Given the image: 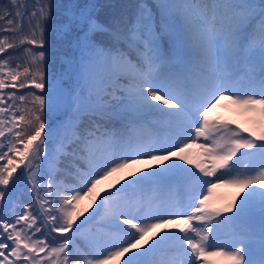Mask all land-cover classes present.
Masks as SVG:
<instances>
[{"label":"snow or ice","instance_id":"obj_1","mask_svg":"<svg viewBox=\"0 0 264 264\" xmlns=\"http://www.w3.org/2000/svg\"><path fill=\"white\" fill-rule=\"evenodd\" d=\"M9 4L0 264H264V0Z\"/></svg>","mask_w":264,"mask_h":264},{"label":"rangeland","instance_id":"obj_2","mask_svg":"<svg viewBox=\"0 0 264 264\" xmlns=\"http://www.w3.org/2000/svg\"><path fill=\"white\" fill-rule=\"evenodd\" d=\"M213 115L218 116L220 118H222L224 121H237V122H243L244 121V117L238 115L235 111L229 110L228 108H225L223 106H218L217 108L213 109ZM194 153L197 152V149H193L192 150ZM140 167H147L144 165H141ZM155 167V166H154ZM186 167H190L188 165H186ZM195 170V169H193ZM119 176V178L121 179V182L123 183V175L124 174H117ZM116 179V177L110 178L109 180L104 181L100 186H98L97 191L100 193L101 196H103L105 194L104 190L105 189H110L111 190V184L113 183V180ZM221 189H225V190H221ZM230 192V193H228ZM240 192V189L238 188H232V187H221L220 189H218V191L215 193H213V199L214 200H224V199H230L232 196H235L236 193ZM99 202V200H97V203ZM91 204L90 199H85L83 201H81L80 203V208L81 209H88L87 212H85V215H89L92 211L95 210V206H91L89 207ZM83 218V217H82ZM156 231H159V229H157ZM149 235H152L151 233ZM211 261V264H230V261H228L227 259L223 258V257H211L209 258ZM111 264H116L115 261H112ZM122 264V262H121Z\"/></svg>","mask_w":264,"mask_h":264},{"label":"trees","instance_id":"obj_3","mask_svg":"<svg viewBox=\"0 0 264 264\" xmlns=\"http://www.w3.org/2000/svg\"><path fill=\"white\" fill-rule=\"evenodd\" d=\"M58 0H53V3H57ZM101 4H111L113 7L107 8L102 12L101 19L106 20L109 18V16L113 13L119 15L120 13H128L131 11V9L128 7L130 5H134L138 2V0H99ZM152 0H149V3H151ZM0 7H10L9 0H0ZM53 14L55 15V9H53ZM60 52H63L67 55H71V52L66 49H61ZM60 52L57 53V55L60 54ZM27 91V90H23ZM65 117L63 115H58L55 119L57 121L63 120ZM88 118L85 117L82 121L81 127H83L85 124H87ZM109 126H116L119 127V121H111L108 122ZM19 171V170H18ZM125 182V181H124ZM16 198H18V203H25L28 200V191L23 186L21 187V190H19L16 193ZM89 200V199H88Z\"/></svg>","mask_w":264,"mask_h":264}]
</instances>
